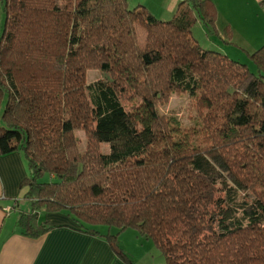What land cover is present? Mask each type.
Instances as JSON below:
<instances>
[{
  "label": "trees",
  "instance_id": "trees-1",
  "mask_svg": "<svg viewBox=\"0 0 264 264\" xmlns=\"http://www.w3.org/2000/svg\"><path fill=\"white\" fill-rule=\"evenodd\" d=\"M186 3L212 25L210 0ZM179 10L161 21L127 0H0V156L20 152L32 175L25 236L50 230L39 213L63 212L90 235L135 230L164 264H264V44L254 74L202 49ZM89 70L107 78L88 84ZM174 93L197 127L158 112ZM102 236L132 264L118 234Z\"/></svg>",
  "mask_w": 264,
  "mask_h": 264
},
{
  "label": "crops",
  "instance_id": "crops-1",
  "mask_svg": "<svg viewBox=\"0 0 264 264\" xmlns=\"http://www.w3.org/2000/svg\"><path fill=\"white\" fill-rule=\"evenodd\" d=\"M210 1L211 26L199 19L189 3L182 5L184 0H127V4L129 8L141 6L161 21H169L179 9H186L195 19L192 37L202 49L217 51L254 73L257 68L250 55L264 44V0ZM31 176L20 152L0 156V264H127L113 252L104 233L81 231L63 212L39 213L38 221L47 223L50 230L37 238L25 236L16 222L21 213H32L30 202L21 199L26 188L22 182ZM124 252L132 264H138L132 254Z\"/></svg>",
  "mask_w": 264,
  "mask_h": 264
},
{
  "label": "rangeland",
  "instance_id": "rangeland-1",
  "mask_svg": "<svg viewBox=\"0 0 264 264\" xmlns=\"http://www.w3.org/2000/svg\"><path fill=\"white\" fill-rule=\"evenodd\" d=\"M1 28V26H0ZM254 74H258L257 71H254ZM107 78V74L101 73L97 70H89L87 72V83L91 84L100 79ZM158 112L167 117H174L179 123L182 129L195 128L199 125L197 109L194 105L192 99L189 98L186 94H172L170 95L168 101L165 104L158 105ZM76 135L80 139L81 147H84V135L82 131H77ZM103 153H108L109 148L106 144H102ZM55 180L48 174H43L39 179V183H50ZM26 187V186H25ZM26 187L23 189L21 194L22 201L28 202L24 197V193L27 191ZM29 212V211H28ZM97 231L101 233L110 234L119 236V231L115 228L109 229L106 226L96 227ZM124 232V231H123ZM118 245L124 251L132 254L133 260L138 262V264H164V257L161 252L152 244L150 240H145L139 234L132 229H127L121 236L117 238ZM127 247V248H126Z\"/></svg>",
  "mask_w": 264,
  "mask_h": 264
},
{
  "label": "built area",
  "instance_id": "built-area-1",
  "mask_svg": "<svg viewBox=\"0 0 264 264\" xmlns=\"http://www.w3.org/2000/svg\"><path fill=\"white\" fill-rule=\"evenodd\" d=\"M10 209H6V211H9Z\"/></svg>",
  "mask_w": 264,
  "mask_h": 264
}]
</instances>
